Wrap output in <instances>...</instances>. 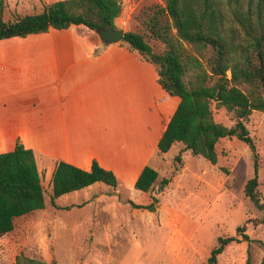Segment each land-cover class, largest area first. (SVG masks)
<instances>
[{
  "label": "rangeland",
  "instance_id": "1",
  "mask_svg": "<svg viewBox=\"0 0 264 264\" xmlns=\"http://www.w3.org/2000/svg\"><path fill=\"white\" fill-rule=\"evenodd\" d=\"M118 1L114 26L124 32H144L147 13L165 5L164 0ZM44 2L6 0L7 14L39 13ZM146 38L154 51L163 50L158 40ZM91 58L98 59L91 63ZM156 77V67L124 41L107 43L96 30L81 26L0 40V124L9 115L10 129L21 128L34 145L36 163L57 154L87 169L96 160L120 182L116 188L95 182L63 194L55 207L52 176L38 160L45 207L18 217L14 229L0 235L1 264H14L20 254L56 264H207L217 237L237 235L238 225L252 242L230 243L216 264H246L248 250L250 264H258L264 225L251 221L261 212L243 192L253 175L251 150L231 137L218 141L216 164L177 142L159 152L158 136L178 98L166 97ZM212 112L226 126L235 122L214 102ZM246 126L257 153V190L264 198V113L253 111ZM144 166L169 179L162 191L156 190L158 182L154 187L158 208L153 212L127 202ZM216 167L223 176L220 192Z\"/></svg>",
  "mask_w": 264,
  "mask_h": 264
},
{
  "label": "trees",
  "instance_id": "2",
  "mask_svg": "<svg viewBox=\"0 0 264 264\" xmlns=\"http://www.w3.org/2000/svg\"><path fill=\"white\" fill-rule=\"evenodd\" d=\"M143 19L144 32L125 31L123 39L130 50L156 67V82L167 97L178 103L157 140L159 152H167L175 142L193 155L216 164V145L222 138L236 137L253 154V175L243 192L261 212L253 224L264 225V198L257 190L258 163L255 143L246 126L253 111L264 113V0H164ZM118 0H56L44 3L39 13L7 14L6 0H0V40L66 29L81 25L90 30L108 24L112 28L120 14ZM163 44L154 51L148 39ZM232 113L235 122L226 126L213 118L212 103ZM222 171L226 172L223 167ZM101 182L113 188L118 177L92 160L87 169L63 160L56 162L51 177V205L63 194ZM158 182V184H157ZM156 169L144 166L138 174L127 202L133 208L155 211L153 194L168 184ZM148 195L143 203L140 197ZM45 207L44 190L32 149L17 142L12 150L0 153V235L14 229L15 219ZM237 235L219 236L207 257L216 264L232 242L252 239L245 226H236ZM240 236V237H239ZM264 248V243H261ZM246 264H250L247 251ZM1 264V263H0ZM14 264H56L17 255ZM258 264H264V256Z\"/></svg>",
  "mask_w": 264,
  "mask_h": 264
},
{
  "label": "crops",
  "instance_id": "3",
  "mask_svg": "<svg viewBox=\"0 0 264 264\" xmlns=\"http://www.w3.org/2000/svg\"><path fill=\"white\" fill-rule=\"evenodd\" d=\"M50 0H46V2L44 3H49ZM42 6V5H41ZM71 26H81V25H71ZM81 27H84V26H81ZM86 28V27H84ZM52 29V28H51ZM67 29V28H66ZM88 29V28H86ZM57 30V29H55ZM61 30H64V29H61ZM90 30V29H89ZM46 33V32H44ZM38 34H42V33H38ZM98 58H91L90 59V62L93 63L94 61H96ZM157 75V74H156ZM157 78V77H156ZM160 86V85H159ZM165 92V91H164ZM166 93V92H165ZM167 97V96H166ZM169 98V97H168ZM96 109V108H95ZM94 109V111H95ZM17 118V117H16ZM169 119V118H168ZM1 120V119H0ZM12 119L8 116L5 117V122L0 124V128L2 130H0V153L1 152H7V151H10L13 149V147L15 146V142L18 138H21L20 139V142L23 143V145L26 147V148H32L34 149V145L32 144L31 140L27 139L26 136L22 133L21 131V128H19L16 132L12 131L9 127V122L11 121ZM168 121V120H167ZM167 123V122H166ZM166 125V124H165ZM165 126L163 127V129L161 130V133L162 131L164 130ZM161 133L159 134V136L161 135ZM158 136V138H159ZM178 143V142H177ZM12 147V148H10ZM45 155V154H44ZM199 156V155H197ZM38 157V156H37ZM201 158H203L202 156H200ZM53 159H55V163H53ZM43 159V158H42ZM40 160V162H42V166H45V169L50 173V175L52 176V173L54 171V168H55V165H56V162L58 160H63L62 158H60L57 154H53L51 156V161L47 162L45 161V159L42 161L41 159H38ZM38 160H37V166H38ZM204 161V159H202ZM65 161V160H63ZM67 162V161H65ZM69 163V162H68ZM75 166V165H74ZM78 167V166H77ZM141 171V170H140ZM140 173V172H139ZM222 180H223V176H222V172L220 170L217 169L216 167V192H220L221 189H222ZM142 202L143 203H147L149 201V197L148 195H145L144 197H140Z\"/></svg>",
  "mask_w": 264,
  "mask_h": 264
},
{
  "label": "water",
  "instance_id": "4",
  "mask_svg": "<svg viewBox=\"0 0 264 264\" xmlns=\"http://www.w3.org/2000/svg\"><path fill=\"white\" fill-rule=\"evenodd\" d=\"M97 32L101 39L107 43H117L122 41L124 34L123 30L112 28L108 24L103 25Z\"/></svg>",
  "mask_w": 264,
  "mask_h": 264
}]
</instances>
